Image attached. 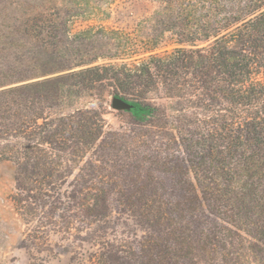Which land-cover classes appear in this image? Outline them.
Segmentation results:
<instances>
[{"label": "rangeland", "instance_id": "1", "mask_svg": "<svg viewBox=\"0 0 264 264\" xmlns=\"http://www.w3.org/2000/svg\"><path fill=\"white\" fill-rule=\"evenodd\" d=\"M26 1L36 3L0 0V48L14 39L3 26L6 15ZM82 1L86 14L73 31L103 25L136 34L158 6L156 0ZM87 44L115 62L142 56L145 46ZM82 101L49 100L41 88L35 108L17 118L20 124L27 117L22 128L11 125L12 112L0 111V264H264L255 210L207 200L167 116L156 125L110 104L98 112L88 102L79 111ZM80 117L101 124L90 146L80 148L67 133L45 142Z\"/></svg>", "mask_w": 264, "mask_h": 264}, {"label": "trees", "instance_id": "2", "mask_svg": "<svg viewBox=\"0 0 264 264\" xmlns=\"http://www.w3.org/2000/svg\"><path fill=\"white\" fill-rule=\"evenodd\" d=\"M30 1L2 23L14 38L0 48V111L15 115L11 125L35 108L41 88L49 100L81 98L79 111L88 102L104 109L117 96L132 105L119 112L134 120L161 125L167 116L207 200L254 209L264 237V0H156L150 25L136 34L103 25L73 31L86 14L82 0ZM87 43L145 46L142 56L115 62ZM90 119L62 126L45 142L67 133L80 148L90 146L102 132Z\"/></svg>", "mask_w": 264, "mask_h": 264}, {"label": "water", "instance_id": "3", "mask_svg": "<svg viewBox=\"0 0 264 264\" xmlns=\"http://www.w3.org/2000/svg\"><path fill=\"white\" fill-rule=\"evenodd\" d=\"M110 106L118 110H130L132 107L129 101L117 96L110 98Z\"/></svg>", "mask_w": 264, "mask_h": 264}]
</instances>
